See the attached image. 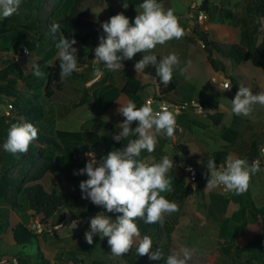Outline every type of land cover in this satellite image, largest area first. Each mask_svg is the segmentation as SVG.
Listing matches in <instances>:
<instances>
[{
  "label": "rangeland",
  "instance_id": "rangeland-1",
  "mask_svg": "<svg viewBox=\"0 0 264 264\" xmlns=\"http://www.w3.org/2000/svg\"><path fill=\"white\" fill-rule=\"evenodd\" d=\"M58 1L59 0H22L18 14H14L13 16L5 19H0V25L19 28L23 25L34 23L36 25H41L43 32L47 33V25L50 26L52 23H57L58 20L62 19L74 6L76 0H66L62 7L54 12L55 4ZM212 1L214 3L221 2V0ZM250 2H254V0H243L240 4L230 7H224L225 3L222 2V4H220L222 7L233 12L231 17L223 16L221 19L220 16H218L217 18H212L207 13H203L207 15V19L201 20L199 18L201 13H198V7L200 4L197 0H167L163 3L165 9H173L174 14L179 17L178 21L186 26V30L184 31V35L179 40L173 39L167 41L164 45H157L155 49L151 50V53L157 55L158 59L162 56L168 55L169 53H175L180 60L179 67H184L185 61L191 60L192 63L188 68V75L190 76V79L187 81L194 84L198 90L205 92L212 99L218 101L220 105H223L221 108L224 110L227 118L234 115L231 112V101L234 99L235 95L232 94L230 90L224 88V83L226 81L221 80L219 78L220 76L218 77L215 74V71L208 63L203 45L195 37L194 28L197 24H201L205 31H209L211 33L213 41L219 43H239L242 34L247 35L251 29V26L243 24V21L248 18L244 13V7ZM123 5H125L126 8ZM83 12L86 13L87 18L99 24L108 21L110 17L119 13H123L126 17H128L131 23L138 14L136 6L129 5L128 0H109L107 2L102 0H88L83 6ZM263 34L264 25H262V28L260 29L256 44L260 43ZM52 38L54 40V37ZM55 38L58 41L60 34H55ZM241 43L244 46H248L246 40ZM52 45V41L47 44L42 43L35 50V52L29 51L28 54H21L19 52H12L9 55L0 54V70L8 67L6 61L11 59V57H14V62L18 63L22 70V75L16 73L14 76L18 81V85L15 88L17 93L26 97L27 100L32 101L33 104L40 106L45 110V113L49 110L46 108V105H49V102L44 96L47 78L46 75L43 78H36L32 73L35 67H39L37 65L44 59ZM74 47L78 50V66L79 68H82L85 60L87 59L85 51H88V49L79 43H76ZM56 59L57 57L51 59L45 64V66H53ZM132 61V71L136 73L134 65L137 60L132 58ZM251 65L252 64L249 63H241L240 66L236 67L232 61H228L226 67L227 73L224 77L229 81L230 78H232L239 87L243 85L250 88L253 91V94H257L262 90L261 77L259 72L254 70V66ZM39 69H41V67H39ZM85 75H88L87 71L85 72ZM180 75L181 74L178 69L174 70L172 81L174 79L178 80ZM215 76L218 78L213 80ZM254 80L257 81V91H254L253 89L256 87ZM143 81L149 84L140 96H142L144 101L148 98H155V95L157 94V87L159 86L155 85L154 81L146 76ZM80 83L81 85H75L72 84V81H70L65 85L62 93L57 94L55 97V110L62 112L63 110H66V108H70L73 103L80 99V92H82L84 84L81 81ZM5 85L6 84L3 82H0V87H4ZM78 87L81 88L80 92H78V90L76 91ZM165 100L169 102V100ZM11 102L15 104V109L21 107L24 103L23 100L18 97H2V99H0V143H2L6 138L7 125L15 119L16 112H10L9 103ZM9 113L10 116L8 115ZM214 113H217V109L215 110L210 108L209 111H204V114H198L202 117L203 122H199L196 127L192 125L194 126V129L198 128L200 129L198 131H203V133L205 132L207 140H210L211 136H214L215 141L218 139L220 141L223 140L220 138L223 134L232 135V132H236L233 136L235 144L234 147L236 148L231 154L234 156L233 158L246 159L249 163L256 160V158H248V155H246L248 153L246 151L247 149L245 150L246 154L240 153L239 150L241 147L239 148V144L242 148L243 145L249 147V145L255 141L256 148H260L261 145L264 146V143H262L263 140L257 139L254 135L255 132H259L264 128V106L259 104L254 105L252 112L247 117L234 115L235 120L233 123L230 118L227 120L224 127H215L213 122L210 121L208 115ZM244 127H246L245 130ZM46 130H48V128H46ZM195 134H197V131H195ZM186 135H188V133H186ZM217 146L218 144L214 146L210 145L208 149H203L204 151H201V154L205 156V158L200 164H195L200 174L199 177L203 174L205 176H210L208 174L209 170L206 167V156L209 158L208 156L216 152L227 149L232 150V145L229 148H219ZM235 152H237V156L241 157L235 156ZM28 157V154L23 153L14 156L0 150L1 165L7 164V162L12 164L15 163L14 167L11 169L10 176L13 179H16L19 184L24 182V178L30 172L40 168L41 159L37 158L36 163L38 166L34 167L30 164ZM176 167L177 169H171L169 174L173 175L175 172L174 175H186L182 165ZM187 182L190 183L188 178ZM42 184L48 192L61 196H69L75 191L71 185L64 182L63 178L57 179L49 173L44 176ZM249 186L250 188L243 193V202L246 200L245 197H250V195H252L254 199L251 198V200L254 201V204L260 209L264 208V170L251 177ZM178 206L182 205L178 204ZM104 210V208H101L99 213H102ZM26 211H28V208ZM26 211H23V217L19 216L18 219H20L27 226L33 228L35 233L38 235L39 242L38 240H35L33 244L25 247L16 245L12 240V236L10 235V237L7 234L8 229H6V225L1 221L3 216L0 211V264H20L18 262L19 258H21L25 264H37L39 247H41L42 253L50 262L49 264H63L60 260L72 254H75L78 259H81V256H83V258L88 260L87 262H91L92 259L96 258H107L106 260H110L109 264H164L162 260H143L141 256L136 254L134 244L130 251L122 256L113 255L111 253L110 246L107 244V238L101 239L99 235H94L93 243L88 244L85 240V232L89 230L90 220L83 225L84 221L79 219V221H81L79 228L71 230L67 227L71 224L72 220L76 219L73 218L66 210L59 211L54 217V220L45 227L41 226L39 221L33 219L31 214ZM180 211L183 218L181 219L182 221L180 226L178 228L174 227L171 240L172 244L170 243L168 247L169 254L173 250L178 251L182 247H188L193 250V257L189 264L239 263L234 259L217 258L219 222H221L222 219L220 217V220L215 222L210 218L206 211L205 204L203 205L201 197H197L196 195L192 196L188 199V201H186L184 207L182 206ZM193 219L196 220L193 221ZM247 222H251L252 224L247 226V228H249L247 230V236L251 237V233L253 234L254 232L255 233L253 235L256 236L258 234V228L252 223L254 221H252L251 217H248ZM58 224L64 225L65 227H58ZM157 232L158 233H156V231H152L148 236L152 240L153 250L158 247L163 252V248L166 247L165 244H167L166 235L162 228H160ZM136 238H140V236ZM240 245L244 246L245 242L243 244L240 242ZM84 247H87L85 251H83ZM57 253H59L58 258L53 260ZM164 256L166 257L167 255L164 253Z\"/></svg>",
  "mask_w": 264,
  "mask_h": 264
},
{
  "label": "trees",
  "instance_id": "trees-1",
  "mask_svg": "<svg viewBox=\"0 0 264 264\" xmlns=\"http://www.w3.org/2000/svg\"><path fill=\"white\" fill-rule=\"evenodd\" d=\"M65 1L66 0H59L55 4L54 12L61 8ZM87 1L88 0H76L70 11H68L62 19L58 20L57 23L61 26L58 32L60 36L64 35L65 37L73 38L77 43L92 50L88 59V61H92L94 59L93 51L98 45L99 37L103 34V31L99 23L89 21L86 13L83 12V6ZM102 1L107 2L109 0ZM166 1L167 0H162V3ZM141 2L142 0H128V4L131 6H137ZM198 13H207L212 18L220 16L222 19L223 16L231 17L233 12L222 7L220 4L212 3L210 0H203L198 7ZM244 13L248 18L243 21V24L251 26V29L247 35L242 34L241 37L242 39L248 40V46H244L242 43H219L212 40L211 33L205 31L202 25L197 24L194 28L195 37L202 43L208 63L217 72L224 71L225 68L221 58L232 61L235 65L248 62L264 72V34L262 35L260 43L256 44L260 29L262 28V25L256 22V18L264 16V0H254V2L248 3L244 7ZM178 22L185 30L186 26L180 21ZM49 27L50 26L47 25L46 28L48 32L45 33L41 25H36L34 23L23 25L19 28L0 25V54L9 55L12 52L17 53L19 49L23 50L24 48L30 52H35L42 43L52 41V48L37 65L41 67L40 70L46 75L47 81L44 96L50 104L56 97V93L63 90L66 80H61L60 78L58 58L55 60L53 66H45L46 63L56 58L57 55V50L55 48L57 39L54 38L53 40V34L50 33ZM21 54H24V52L22 51ZM216 57L218 59H216ZM6 62L8 67L0 70V82L6 84L4 87H0V99H2V97H18L24 102L23 105L17 109H15V104L12 102L9 103V105H13L12 111L16 113L15 119L10 123L8 122L9 124L6 130H8L9 126L13 123H32L38 130L37 138L30 144L29 150L24 154H28V160L32 166H38L36 163L37 158L41 159V163L39 169L30 172L25 178L23 176L24 182L22 184L17 183V180L10 176L11 169L14 167L15 163L12 164L7 162V164L4 165L0 163V206H6L13 214H22L23 211H26L23 203L27 202L28 211L33 219L38 220L40 225L44 227L49 225L61 210L68 211L76 220H82L86 217L91 218L99 214L102 207L95 206L89 200L82 199L81 197L79 185L81 181L88 178L87 175H74V172H78L85 167L86 160L84 155L88 152L95 153L100 159L102 155L107 152L122 148L123 145L127 144V140L120 143L112 141L106 148H102L99 143L88 142V139L93 136L95 137L91 132L65 133L57 131L53 120L49 119L44 109L17 93L15 88L18 85V81L14 76L16 73L22 75V70L18 63L14 62V57H11V59ZM122 63L124 65L123 79L125 81L122 92L126 94L130 100L134 101L137 107L145 103L142 96H140L149 84L143 81L145 76L153 80L155 85L159 86L157 87L155 98L165 100L173 93H177L178 80L174 79L169 85L165 86L161 84L159 78L156 77L154 67H147L143 72L138 74L132 71V59L125 60ZM67 80H78L87 83L89 77L84 73L77 74L74 72L72 76L67 77ZM238 88L239 86L234 84L233 92L235 95ZM89 100V95L83 92L80 101L74 104L73 107H81L88 103ZM48 107L47 104L46 108ZM203 107L205 109L204 105ZM211 108L216 110L217 104L211 102ZM208 118L213 122L215 127H219L221 126L223 115L221 113H214L208 115ZM134 125L133 122V129ZM46 128H48V130H46ZM174 150L175 158L182 165L184 170L193 165L188 147L177 145L174 147ZM229 154L230 150L227 149L216 152L208 156L209 158L206 156V160L214 159L216 162L223 164ZM154 160L156 161L155 155ZM47 173L57 179L63 178L64 182L71 185L75 191L69 196H61L48 192L41 183ZM174 174H169L172 179L173 193L168 197V200L176 203L177 210L171 214H165L162 224H145L141 218H137L136 222L139 228L140 238H135L134 248L138 246L143 236H148L152 231L158 233L157 231L162 228L163 231H165L167 239V244H165L166 247L163 248V253L168 255L171 235L174 231V227L178 224L179 218L182 216L180 211L182 206H184L186 200L192 196H199L202 193L203 182L200 178H198L195 183L186 184V175L182 174L178 179L177 175ZM22 196L24 197L23 200L21 199ZM240 196L241 195L234 194L229 198L225 196V198L220 197L218 207H220L221 213L224 215L227 205L230 206L234 202L236 205L238 197ZM178 204L182 206H178ZM232 210L233 209L230 210L231 215L226 219H223L221 216L218 252L224 257H233L235 261L239 262L237 264H264V208L258 210L254 216H251L252 221H254L252 223L255 225L258 224V234L254 236V232L253 234L251 233V237L246 236L247 243L244 248L235 246L234 235L228 237V225L230 222H235L239 224L240 228L243 227L245 229L249 223L247 219L244 223H242L241 220L245 217L246 212L238 209L232 213ZM102 213H105V210ZM106 214L112 219H115L117 215L113 213ZM259 214L262 215L260 219H258L257 216ZM248 229L249 228H247V230ZM8 230L7 234L12 235L15 244L18 246L25 247L33 244L35 240H39L33 228L18 221L14 215ZM247 234L248 232L246 231V235ZM37 258V264L50 263L40 249ZM141 258L143 260L149 259L146 255L141 256ZM106 259L107 258H96L92 259L91 262H87L88 260L83 258V256H81V259H78L75 254H72L66 258H62L60 261L63 264H109L110 260ZM18 262L20 264H25L21 258H19Z\"/></svg>",
  "mask_w": 264,
  "mask_h": 264
},
{
  "label": "clouds",
  "instance_id": "clouds-1",
  "mask_svg": "<svg viewBox=\"0 0 264 264\" xmlns=\"http://www.w3.org/2000/svg\"><path fill=\"white\" fill-rule=\"evenodd\" d=\"M21 3L22 0H0V19L18 14ZM136 10L138 14L131 23L128 17L119 13L100 24L103 34L94 49L92 61L94 65H99L94 68V78L101 74L102 69L118 71L124 68L123 61L143 53L134 65L138 74L152 66L156 77L165 86L172 81L176 69L186 80L190 79L188 68L191 60L186 61L184 67H179L180 60L175 53L162 56L159 60L157 55L151 53L157 45H164L173 39L179 40L184 35V29L173 9H165L162 0H142ZM256 22L264 25V16L257 17ZM60 27L55 22L50 25L49 31L54 38ZM76 43L75 39L64 35L55 43L61 80L79 71L78 50L74 47ZM32 74L36 78L45 76L39 67H35ZM225 87L229 88L228 85ZM117 103V112L124 119L116 126L117 133L111 138L117 143L127 140V144L107 152L100 160L96 159L95 153L88 152L86 156L90 159L74 175L88 177L79 185L82 199L105 209V213L90 218L89 230L85 232L86 242L92 244L94 235H99L101 239L107 238L111 253L122 256L130 251L135 238L140 236L137 218H141L145 224H162L165 214L177 210L175 202L161 195L173 191L169 173L175 165L174 160L167 155L161 157L159 162L152 163L139 158L142 151H154L157 136L173 138L176 117L175 110H169L166 106L154 111L150 106L151 100L139 107L132 100L125 104ZM256 104L264 106V90L253 94L250 88L241 85L231 101V112L236 116L247 117ZM133 122H137L134 129ZM37 134L38 130L32 123H13L7 130L6 138L0 143V150L14 156L26 153ZM260 156L264 158V146H260ZM206 167L210 177L205 190L221 188L225 193L237 195L245 193L251 177L264 170L260 159L249 163L246 159L232 156H228L219 166L214 159H208ZM106 213L117 215L112 219ZM79 223V220H72L67 228L75 229ZM58 227L65 226L58 224ZM135 251L138 256L146 255L149 260H162L164 264H189L193 257V250L188 247L173 250L165 257L160 248L153 250L152 240L147 235L139 241Z\"/></svg>",
  "mask_w": 264,
  "mask_h": 264
},
{
  "label": "crops",
  "instance_id": "crops-1",
  "mask_svg": "<svg viewBox=\"0 0 264 264\" xmlns=\"http://www.w3.org/2000/svg\"><path fill=\"white\" fill-rule=\"evenodd\" d=\"M210 1L213 2L212 0H210ZM242 1L243 0H221V2H216L215 4H222V2H223V3H225L224 7H228V6L230 7V6H235L236 4H240ZM199 4H200V2H199ZM177 18H179V17H177ZM87 19L89 21H93L89 18H87ZM244 40H246V39H242V37H241L239 43L241 44V42ZM246 42L248 44V40H246ZM45 44H47V42H45ZM84 47L86 49H88V51L87 50L85 51V49H84V51L86 52L85 55H87V59L85 60L83 67L79 68V71L76 73L77 74H82V73L85 74V72L87 71L89 81L87 83L83 84L82 92H80V89H81L80 87H78V89H76V91L78 90V92H80V99H81L82 93L86 92L89 95V99H90L89 102L86 103L85 105L81 106V107L74 108L73 105L80 101V99H78L75 103L72 104V106L70 108H66V110L59 112V111L55 110L56 106L54 103L56 101L55 100L56 98H54L51 101V103L48 105L49 107L47 109H49V110L46 114L49 117V119L53 120L55 129L57 131L65 132V133H79V132H83V131H85V133L91 132L95 135V137L90 136L91 138L88 139V142L99 143V145L102 148H106L113 141L111 136L113 134L117 133V127L116 126L119 123L123 122V119H124L117 112V109L119 107V104L117 102H119L121 104H125L128 100H130V98L122 92V89H123L124 84H125V81L123 79V67L121 69H119L118 71H107V70L102 69L101 74H99L96 78H94V76H93L94 68L98 67L99 65L98 64L94 65L93 61H88L89 55L92 52V50L86 46H84ZM51 48H52V46H51ZM142 56H143V53H137L133 57V59L138 61L142 58ZM56 57H57V55H56ZM216 59H218V58L216 57ZM221 61H223L224 65H225L224 71H218L217 72L214 69L213 70L215 71V74L218 77L220 76L219 78L221 80L229 81L224 77L227 73L226 67H227L228 60L221 58ZM246 63H248V62H246ZM249 64H251V63H249ZM240 65L241 64H238V65H236V67H238ZM254 68H255L254 70H257V72H259V75L261 77V89L264 90V72L260 68H256V67H254ZM217 76H215L213 78V80L218 78ZM179 77L180 78L178 79V91H177V93H173L170 97L167 98V100H169V102L171 101L170 103L180 104L183 102L197 101V102L202 103L205 106V111L207 108H208L207 110L209 111L211 108V102H215L217 104V113H221L223 115L221 126H219V127H224L227 120L230 118L232 119V123H233V121L235 120V116L233 115V116L227 118L224 110L221 107H218V105H220L218 103V101L212 99L205 92L198 90L196 88V86L194 84L189 83L184 78V76L180 75ZM63 80H66L64 87L67 83H69L71 81V80H67V78L63 79ZM230 81L232 82V84ZM230 81H229V83L231 85H230V88H228V90H230L232 92V94H234L233 87H234V84H236V83L232 78H230ZM254 81H255L256 87H254L253 89H254V91H257V89H258L257 81L256 80H254ZM72 84L81 85L80 81H78V80H73ZM64 87H63V90H64ZM62 91L57 92L56 96H57V94L62 93ZM199 122L202 123L203 119L200 115H198V113L194 109H190L188 111H185L178 118L179 129L174 130L173 138L170 139L166 136H157L154 151L152 153H147L146 151H142L139 158L141 160H144L147 163H152V162H159L161 157L167 155L170 159L174 160L175 165L172 168V170H176L177 169L176 166L179 167L181 164L175 158V150H174L175 146L182 145V146L188 147L189 152H190V158L192 159V162L195 165V164H200L202 162V160H204L205 156H203L201 154V151L203 149H208L210 147V145L214 146L217 144H218L217 147H219V148H226V147L229 148L232 145V150L230 149L231 152H230L229 156L234 157L231 154L236 149L234 147L235 144H234V139H233L234 133H236V132H232V135L223 134L220 138H222L224 141L223 140L220 141L219 139L215 141L214 136H211V139L207 140L205 137V135H206L205 132L203 133V131H198V130H200L198 128L194 129V126L196 127ZM134 124H135L134 125V128H135L137 126V122H134ZM192 125H194V126H192ZM245 129H246V127H244V130ZM195 131H197V134H195ZM186 133H188V135H186ZM254 135L256 136L257 139L263 140L262 143H264V128L261 129L259 132H255ZM240 147H241V149L239 150V152L245 153L247 151L248 153L247 154L245 153V154L248 155V158L260 159L261 162L264 161V158H261V156H260V148H256L255 141L252 144H250L249 147H246L243 145V148H242V146H240V144H239V148ZM234 154H235V156H237V152H235ZM253 154H254V156H253ZM154 155L156 157V161L154 160ZM237 157H241V156H237ZM208 174L210 175V172ZM179 177H180V175H177L178 179H179ZM209 177L210 176H205L204 174L200 177V180H202V182L204 184H203L202 193L197 197H201V199L203 200V205L205 204V206H206V211H207L208 215L215 222L220 220L221 216L223 217V219H226L227 217H229L231 215V213H230L231 209H233L232 213H234L238 209L244 210L246 212L245 217L242 218V220H241L242 223H244V221H246V219H248V217L254 216V214L257 213L258 210H260V208L254 204V201L251 200V198L254 199L252 195H250V197H245L246 200L243 202L242 199L244 197H243V193H242V194H239L241 196L238 197V201H237L236 205H235V202L233 201L234 203L232 205L226 206V210H225V213L223 215L221 213L220 207H218L220 197L225 198L221 194L220 189L216 188V189L205 190ZM186 184H189L187 182V178H186ZM249 188H250V186H249ZM172 193H173V191L170 193H162L161 195H165L166 198L168 199V197ZM23 198L24 197L22 196L21 199L23 200ZM186 201H188V200H186ZM22 203H23V201H22ZM23 204H24L25 208L27 209L28 208L27 202H24ZM0 211H1V214L3 216L1 221L6 225V229L10 228V224H11V220L13 218V215L17 219L19 218V216L23 217V214H19V213L13 214L6 206H0ZM26 212L29 213V211H26ZM257 216H258V219H260L262 215L259 214ZM182 218H183L182 216H181V218H179L178 224H176L175 227L178 228L180 226ZM85 219L86 218H83L82 220L84 221ZM194 220H196V219H193V221ZM18 221L22 222L20 219H18ZM248 223H249L248 225H252L251 222H248ZM219 224H220V226H219V230H218V241H217L218 257L217 258L226 259V258H228L227 256L224 257L218 252V242H219V233H220V228H221V222H219ZM257 225L258 224H256V226ZM257 228H258V226H257ZM8 231L9 230H7V232ZM246 231H247V227L245 229L243 227L240 228L239 224H237L235 222H230V224L228 225V232H229L228 237H230V236L232 237V235H234L235 246H237L239 248H244L246 243H247ZM164 233H165V231H164ZM172 235H173V233H172ZM172 235H171V240H172ZM243 238H244V240H243ZM38 242H39V240H38ZM240 242L242 244L245 242V245L244 246L240 245ZM86 248L84 247L83 250H86ZM39 249L41 250V247H39ZM58 254L59 253H57L54 256L53 260L54 259L56 260V258H58ZM229 259L233 260V257H231Z\"/></svg>",
  "mask_w": 264,
  "mask_h": 264
},
{
  "label": "built area",
  "instance_id": "built-area-1",
  "mask_svg": "<svg viewBox=\"0 0 264 264\" xmlns=\"http://www.w3.org/2000/svg\"><path fill=\"white\" fill-rule=\"evenodd\" d=\"M199 18H200L201 20H203V19H207V15L201 13L200 16H199ZM22 51H23L24 53H26V54L29 53V51H26V48H24L23 50H22V49H19V50H18L19 53H21ZM225 85H228L229 88H230V85H231V84L229 83V81H226V82L224 83V88H226ZM147 100H151V101H152V103H151L150 106L153 108L154 111H156V110H160L161 106H166V107L169 108V110H173V109L175 110V117H176V127H175V129H179V126H178V118H179V116L182 115L185 111H188V110H190V109H194L198 114H204V111H205V109H204L202 103L197 102V101H191V102H184V103H180V104H174V103L167 102V101L164 100V99L148 98ZM147 100H145V102H146ZM9 107H10V112H11V111L13 110V105H9ZM9 114H10V113H9ZM9 114H8V115H9ZM95 156H96V159H97V160H100V159L97 157V155H95ZM84 158H85L86 162H87V160L90 159V157L86 156V154L84 155ZM216 164H217V166H219V165L222 164V163H218V162H216ZM261 168L264 169V161L261 162ZM189 169H191V171H189ZM208 172H209V171H208ZM185 174H186V177L190 180V183H195L196 180H197L198 178H200V177H199V176H200L199 171L197 170V168H196V166H195L194 164L191 165V166H189V167H187V168H185ZM219 189H220V191H221V194H222L223 196L227 197V198H229V197H231V196L234 195V193H225L221 188H219ZM79 222L81 223V221H79ZM80 223H79V225H80ZM79 225H78V227L75 228V229H78V228H79Z\"/></svg>",
  "mask_w": 264,
  "mask_h": 264
},
{
  "label": "water",
  "instance_id": "water-1",
  "mask_svg": "<svg viewBox=\"0 0 264 264\" xmlns=\"http://www.w3.org/2000/svg\"><path fill=\"white\" fill-rule=\"evenodd\" d=\"M200 2V4L202 3L203 0H198ZM90 219V217H86V219L83 222V225H85L87 223V221Z\"/></svg>",
  "mask_w": 264,
  "mask_h": 264
}]
</instances>
